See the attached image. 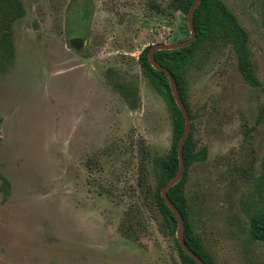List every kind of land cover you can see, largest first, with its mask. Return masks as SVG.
Wrapping results in <instances>:
<instances>
[{"label": "rangeland", "instance_id": "obj_1", "mask_svg": "<svg viewBox=\"0 0 264 264\" xmlns=\"http://www.w3.org/2000/svg\"><path fill=\"white\" fill-rule=\"evenodd\" d=\"M21 1L0 72V264H182L153 197L171 114L139 61L176 41L177 0ZM223 1L262 87L244 80L231 44L197 52L185 89L192 153L205 157L185 194L214 264H264V242L247 239L248 213L264 209L263 0ZM116 83L135 87V107Z\"/></svg>", "mask_w": 264, "mask_h": 264}, {"label": "trees", "instance_id": "obj_2", "mask_svg": "<svg viewBox=\"0 0 264 264\" xmlns=\"http://www.w3.org/2000/svg\"><path fill=\"white\" fill-rule=\"evenodd\" d=\"M192 2L193 0H177L173 7V10H180L184 16V23L173 37V39L176 38L174 39L176 41L186 39L189 36L186 16ZM262 5L264 23V0L262 1ZM24 13L25 9L21 0H0V72H5L12 64L14 57L11 34L12 25ZM193 24L196 31V38L191 44L176 49L158 50L154 54L156 61L171 72L176 82L179 95L189 111L190 118L191 114L186 101L185 75L187 68L191 65L197 52L200 50L209 49L210 47L214 48L219 44H231L236 55L238 69L244 80L251 86L262 87V83L256 74L255 63L249 46V34L223 0H200L193 13ZM149 47H145L140 53V65L148 79L163 95L171 114L172 123L169 151L163 157L154 158L153 174L157 185L153 192V197L166 221L169 232L173 235L176 230L177 221L171 209L163 201L160 195V188L178 170L177 145L184 129V117L174 101L166 73L154 69L149 63L147 58ZM115 85L127 100L128 105L135 107L136 101L138 100L135 87L129 84L118 85L116 83ZM191 137V132H189L183 145L185 172L179 181L166 190V193L182 215V235L188 247L205 264H214L211 256L203 249L199 236L194 230L190 217V207L185 194V182L190 164L197 159L205 157V151L192 153ZM258 172L255 181L256 183L258 182L257 194L259 195L260 190L264 188V151ZM262 201L258 200L255 210L248 213L247 239L249 241L256 240L264 242V209L261 207L258 208L259 204H262ZM175 243L182 264H197L180 247L176 238Z\"/></svg>", "mask_w": 264, "mask_h": 264}, {"label": "water", "instance_id": "obj_3", "mask_svg": "<svg viewBox=\"0 0 264 264\" xmlns=\"http://www.w3.org/2000/svg\"><path fill=\"white\" fill-rule=\"evenodd\" d=\"M199 1L200 0H193L186 16L187 26L189 28V36L186 39L176 42L156 43L151 45L147 52V58L149 63L154 69L161 70L166 73L174 101L184 117V129L181 134V137L179 138L177 145V158H178L179 167L177 172L160 188V195L163 201L165 202V204L171 209V211L175 215L177 221L175 236L178 244L189 256H191L197 262V264H205L204 261L188 247L186 241L184 240L182 235V225H183L182 215L179 212V210L174 206V204L171 202V200L168 198L166 193V190L171 186H173L177 181H179L185 172V162L183 159V145L190 132L191 118L188 109L184 105V102L182 101L179 95L176 82L171 72L165 66L160 65L154 57L155 52L158 50L176 49L191 44L195 40L196 31L193 24V13Z\"/></svg>", "mask_w": 264, "mask_h": 264}]
</instances>
